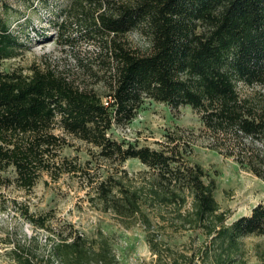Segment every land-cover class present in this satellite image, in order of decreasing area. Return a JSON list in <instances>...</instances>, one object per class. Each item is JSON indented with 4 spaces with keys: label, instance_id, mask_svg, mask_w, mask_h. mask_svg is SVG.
Listing matches in <instances>:
<instances>
[{
    "label": "trees",
    "instance_id": "trees-1",
    "mask_svg": "<svg viewBox=\"0 0 264 264\" xmlns=\"http://www.w3.org/2000/svg\"><path fill=\"white\" fill-rule=\"evenodd\" d=\"M84 2L92 8L84 12L83 22L104 37L99 71L87 72L95 78L104 75L105 102L93 86L46 60L31 65L28 73L0 69V188L11 185L27 193L41 174L52 180L63 174L85 176L93 192L90 201L124 227L140 222L149 232L147 211L172 208L175 229L205 236L201 264H244L240 239L264 234V204L226 224V212L214 199L215 180L188 160L186 142L170 138L153 150L115 141L113 128L129 123L148 100L173 109L189 106L210 131H230L238 144L248 138L264 149V105L236 91L240 82L264 84V0ZM64 23L58 26L59 38ZM132 32L143 38V49L127 43L125 36ZM10 45L15 44L0 36V62ZM67 138L87 145L97 162L119 165L136 159L146 170L135 183L117 171L95 180L87 168L91 159L82 164L59 157ZM244 151V165L264 180L259 170L264 155L254 148ZM20 214L54 241L48 254L38 258L14 244L6 252L13 264H118L110 238L100 230L86 237L71 226L65 232L50 228L44 216L30 214L25 206ZM146 243L158 254L150 236ZM259 247L256 257L264 264Z\"/></svg>",
    "mask_w": 264,
    "mask_h": 264
},
{
    "label": "rangeland",
    "instance_id": "rangeland-1",
    "mask_svg": "<svg viewBox=\"0 0 264 264\" xmlns=\"http://www.w3.org/2000/svg\"><path fill=\"white\" fill-rule=\"evenodd\" d=\"M90 8L92 6L84 0H0V36H6L15 44L6 49L0 69L17 68L28 73L31 65L46 60L57 70L68 72L74 80H84L93 86L105 102L100 83L104 75L100 72L95 78L87 72L89 68L98 73V56L104 38L82 20L84 12ZM62 21L65 23L59 38L58 26ZM125 39L132 48L145 47L143 38L136 32L127 34ZM236 91L239 97L264 105V84L240 82ZM55 134L60 132L55 131ZM113 135L117 142L153 150H160L170 138L186 142L190 150L188 160L200 165L215 180L214 199L219 209L226 212V224L248 216L253 207L264 204V180L241 160L244 148H254L264 155L261 142L243 138L239 141L243 147L230 131L214 133L189 106L173 109L147 100L129 123L113 128ZM67 141L60 158H77L82 164L91 159L87 145L74 139L67 138ZM87 168L95 180L117 171L133 183L146 170L136 159H127L119 165L91 159ZM259 168L264 172V167ZM92 196L85 176L77 178L65 174L57 180L41 174L27 193L11 185L0 188V264H13L6 252L14 244L25 247L34 258L48 254L51 249L54 237L21 216L24 206L30 214L44 216L50 228L65 232L71 226L86 237L100 230L110 238L118 264H171L172 260L174 264H201L198 256L206 242L205 236L200 231L175 229L178 220L172 208L148 210L150 231L147 232L140 222L124 227L91 202ZM146 236L157 244L158 254L149 249ZM258 244L257 250L264 252V234L240 239L239 257L244 264H260L255 249Z\"/></svg>",
    "mask_w": 264,
    "mask_h": 264
}]
</instances>
